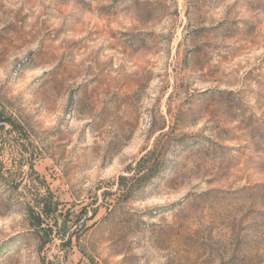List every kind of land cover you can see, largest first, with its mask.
Returning a JSON list of instances; mask_svg holds the SVG:
<instances>
[{"label":"rangeland","instance_id":"rangeland-1","mask_svg":"<svg viewBox=\"0 0 264 264\" xmlns=\"http://www.w3.org/2000/svg\"><path fill=\"white\" fill-rule=\"evenodd\" d=\"M0 161V264H264V0H0Z\"/></svg>","mask_w":264,"mask_h":264},{"label":"trees","instance_id":"trees-1","mask_svg":"<svg viewBox=\"0 0 264 264\" xmlns=\"http://www.w3.org/2000/svg\"><path fill=\"white\" fill-rule=\"evenodd\" d=\"M151 155H153V153H149L144 158H142L141 164H142V161L144 162V160L151 157ZM3 169H4L3 164L0 161V181H1V183L5 181L4 176H3ZM138 173H140V169H138ZM123 181H124V177H121L120 181H119V185L122 188H126L122 183ZM28 207H29L28 213H27L28 217L26 220L27 230L36 234V235H38L39 233H42L43 239L39 245L43 246L49 241V236L52 233L50 225L48 222L44 221V219H46V217H43L44 215H42V213H38V214L36 213L35 214L34 212H32L33 209L29 205H28ZM58 207H59V204L56 202L52 203L51 205L48 204L46 206V208H48V210L50 212V215L57 212ZM95 216H96V211H93V213L91 214V216L89 217L88 220H93L95 218ZM68 223H69L68 218L64 219L63 221H58L56 219L53 221V225L56 228L57 232L61 233L63 236L67 235L69 230H70V227H68ZM44 225H46V226H44ZM75 238L78 242L79 238L78 237H75ZM71 240H72V237H70L67 241V243L69 245L71 244Z\"/></svg>","mask_w":264,"mask_h":264}]
</instances>
